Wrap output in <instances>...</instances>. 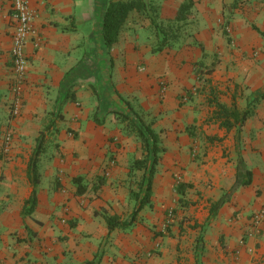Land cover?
Wrapping results in <instances>:
<instances>
[{"label": "crops", "instance_id": "1", "mask_svg": "<svg viewBox=\"0 0 264 264\" xmlns=\"http://www.w3.org/2000/svg\"><path fill=\"white\" fill-rule=\"evenodd\" d=\"M106 1H29L34 17L24 47L23 103L11 116V0H0V264H195L198 234L201 264H264V213L258 235L250 233L253 213L264 211V96L249 104L251 113L238 133L235 125L220 126L207 102L210 86L218 101L239 110L264 91V38L252 27L264 31V0H192L179 30L188 31L195 44L186 39L176 57L198 60L201 67L213 62V70L200 78L193 67L175 66L165 49L150 52L147 40L153 35L138 31L147 21L128 22L106 53L100 40ZM154 1L157 20L173 21L184 0ZM125 100L151 123L164 151L149 203L127 226L108 230L106 215L129 217L134 205L129 189L141 174L132 167L141 157L140 143L126 132L137 143L130 141L111 115V110H125ZM185 117L195 121L203 139L190 142ZM69 126L77 132L74 138L68 136ZM6 132L11 140L5 151ZM108 134L116 141L109 142ZM209 135L220 139L209 141ZM36 146L38 181L32 184L27 165ZM237 149L252 172L251 182L207 219L210 203L234 180ZM73 151L80 153L78 159ZM100 163L110 176L96 190L75 193L72 177ZM172 172L191 184L183 195L174 192L188 205L181 213L188 217L172 219L166 231L158 232L160 213L175 186ZM32 191L34 208L22 215Z\"/></svg>", "mask_w": 264, "mask_h": 264}, {"label": "trees", "instance_id": "2", "mask_svg": "<svg viewBox=\"0 0 264 264\" xmlns=\"http://www.w3.org/2000/svg\"><path fill=\"white\" fill-rule=\"evenodd\" d=\"M192 6V0H184L180 3L175 18L172 22L175 23V28L180 27L186 18V14L189 13V9ZM159 5L154 0H107L100 18V40L101 44L106 50L115 43L125 28H128V22L140 23L147 21L149 25L154 27L155 43L150 48V52L161 51L171 37L176 35L175 31H171L169 25H163L158 22ZM136 14V20L132 21L130 17L132 14ZM182 20V21H180ZM142 24V23H140ZM148 26V25H147ZM252 27L264 38V31L259 30L256 26ZM170 35V36H169ZM110 60V58H109ZM213 70V62L207 67H198L195 69V74L200 78L202 73H210ZM207 102L213 105L212 116L215 119H219L220 126L228 130L235 125L236 133L239 132L244 120L251 113L252 102L258 100V98L264 96V91L258 96L248 100L246 108L239 110L234 105H225L217 100L215 90L212 86L208 89ZM125 110L117 111L111 110L112 117L118 119L124 123L126 132L133 134L140 143L141 157L135 158L132 161V167L141 172L138 180L136 181L135 189H129V196L133 199L134 205L128 218L119 220L116 215H106L105 221L108 230L115 226L124 227L131 223L138 211L147 203H149L150 195L152 192L153 175L156 171V164L161 153L164 151V147L160 143V138L156 131L151 126V123L144 119L130 104L125 100ZM93 118L96 119L95 113ZM239 137V135H238ZM209 141L214 139H220L215 135H209L206 137ZM235 158V177L227 192L215 201L210 203L209 213L207 219L211 218L216 210L229 199L230 195L240 186L247 185L251 182L252 172L245 164L240 150H236ZM40 150L36 146L28 160L27 173L28 178L32 184H36L38 181L37 174V157ZM72 183L75 186V193L81 194L86 190L85 184L82 183L81 176L72 177ZM104 180L99 178L93 185V190H96ZM191 184L183 181H177L174 186V190L178 195H183L186 188ZM36 202L35 192L32 191L30 196L24 201L22 205V215H28L32 212ZM167 228V227H166ZM203 245L202 235L198 234L195 238L194 245V257L195 264H201ZM93 261V260H92ZM88 261L86 263H90Z\"/></svg>", "mask_w": 264, "mask_h": 264}, {"label": "rangeland", "instance_id": "3", "mask_svg": "<svg viewBox=\"0 0 264 264\" xmlns=\"http://www.w3.org/2000/svg\"><path fill=\"white\" fill-rule=\"evenodd\" d=\"M136 18L137 17L135 15H132L130 17V19L132 21L136 20ZM158 22L161 23V24H163V25H169V27L171 28V31H175L176 32V35L174 37H171L169 39V41L167 42V43H171V44H166L165 47L161 51H158V52H162L165 49V52L167 53L168 58L171 59V61L172 60L174 61L175 66H179V68H184L185 67V68H187L189 70H190V67H193L194 68V71H195V69L198 67V65H197L198 60L193 61L192 58H190L189 60L185 61V60H183L182 58H180L178 56L176 57V53H178V52L180 53L181 48H183L184 45L186 44V42H185L186 39H188V41H189L187 43H194L195 44L194 40L191 39V37H189L190 35H188V31H181V30H179V27L178 28H175V26H176L175 23L172 22V21H170V20L169 21H158ZM147 25L148 26L146 28L143 27L142 29H139L138 31H141V32L142 31H149L148 34L153 35L150 41L147 40V44L150 46L149 48H151V46L154 45L155 40H156L155 35H154V31L155 30H154V27L151 26V25H149L148 22H147ZM181 26H183V24L180 25V27ZM146 38L149 39V37H146ZM154 53H157V52H154ZM185 62H187L186 65H185ZM91 91L93 92V90H91ZM94 92L92 93V95L93 94L96 95V91H94ZM81 101L82 100L79 99V102L78 101L75 102V106H77V107L80 106L81 105V103H80ZM22 103H23V99L21 100V105H22ZM94 103H95V98L92 97V102H91L90 105L92 107H94ZM99 109H100V107H99ZM107 113L108 112H105V115ZM9 115L13 116L11 114V112H10V104H9ZM72 119H73L74 122L77 121V117L76 116H72ZM193 122H195V121L189 120L186 117L184 118V123L186 124V128L188 129V131H187L188 132V135L190 136V139L192 140L190 142L198 141L199 139H203V135H204L203 134L204 132H198V131L195 130L196 124L194 125ZM115 126L117 128H120V129L121 128H125L124 127V124L121 123V122L118 123V124H115ZM125 133H126V131L123 132V134H125ZM75 134H77L75 128L73 126H69L68 127V136L74 138L75 137L74 136ZM2 135H4V133ZM114 136H115L114 134H108L107 140L109 142L116 141V138ZM126 136L130 139V141H134V140H135V142L137 141L134 137H132L131 135H128V133H126ZM191 147L192 146H190V152H189V154H192V155L195 156L196 149L194 147L193 148H191ZM191 149H192V151H191ZM71 156L74 159H78V157L80 156V153L78 151H73L72 154H71ZM75 161H77V160H75ZM83 168L85 169V167H83ZM106 171L107 170H105V169L102 168L101 163L98 164V165H94V167H92V165H89V168L86 171H84V172L81 173V175H82V177H81L82 178V183L85 184L86 189L87 188L92 189L93 188V185L96 183L97 180H99V178H102V179L106 180V178H108L110 176V174H107ZM108 173H109V171H108ZM181 174L182 173H180V172L179 173L178 172H172L173 185L177 181H181L180 180L182 178V175ZM77 175H79V174H77ZM155 189H157L156 195H158L160 188L159 187H155ZM174 192L175 191H174V186H173V191L170 193V197H169L168 204H166L164 206V210H163L164 212L160 213V217L162 215L161 220H160V222H157V225L159 227V228H157V230L159 229L158 232L159 231L160 232L166 231V227H169L168 225L171 223V220L172 219L179 218L180 216L182 217V219H184V217H188V216H186V214H184L185 216L181 215V213L183 212L184 206H188V205H185L183 202H181V200H178V196ZM155 198H156L155 200L160 201V196H155ZM155 200H154V202H155ZM186 201H188V200H186ZM168 213H170V215H168ZM155 223L153 224V226H155ZM155 230H156V228L154 229V231ZM191 235L192 234L190 233L188 235L187 239H189V237L191 238L192 237ZM187 239H186V241H187Z\"/></svg>", "mask_w": 264, "mask_h": 264}, {"label": "built area", "instance_id": "4", "mask_svg": "<svg viewBox=\"0 0 264 264\" xmlns=\"http://www.w3.org/2000/svg\"><path fill=\"white\" fill-rule=\"evenodd\" d=\"M30 0H11L10 21L12 24L11 44L9 49L11 71L13 74V83L11 86L12 96L10 98V112L13 116L19 114L22 100V84L24 81L28 59L24 50L27 36L31 31L34 11L29 5ZM228 31V27H225ZM182 99H186L183 96ZM11 135L9 132L3 135V149L6 151L10 144ZM113 159L108 160V164L112 165ZM108 171H106L107 173ZM264 211L258 210L252 215L251 230L252 235H258L260 223ZM170 215V213H168ZM141 264H151L147 261H142Z\"/></svg>", "mask_w": 264, "mask_h": 264}]
</instances>
